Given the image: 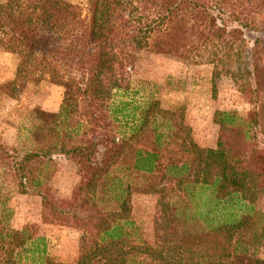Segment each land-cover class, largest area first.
<instances>
[{
	"label": "trees",
	"instance_id": "1",
	"mask_svg": "<svg viewBox=\"0 0 264 264\" xmlns=\"http://www.w3.org/2000/svg\"><path fill=\"white\" fill-rule=\"evenodd\" d=\"M88 14L84 19L83 9L65 0H8L0 6V43L20 57L15 80L0 84V94L14 95L23 80L50 77L63 83L58 65L67 67L70 63L84 77L89 76L84 84L85 99L97 97L101 106L111 111L116 92L128 96L130 70L143 50L225 67V60L243 59L240 48L247 41L245 31L264 32V0H88ZM261 43L256 40L252 50V72L236 67L240 78L246 81L245 76H252L255 80V88L248 80L241 89L250 102L259 105L258 109L247 118L218 113L216 123L221 132L233 136L226 140L220 137L216 149L183 141L182 158L167 165V179L175 181L186 196L188 187L198 189L202 224L194 226L198 231L193 236L192 228L184 225L182 232H173L165 216L164 243L149 245L131 217L127 196L120 198L117 210H105L92 198H80L68 212L53 206L45 187L52 178L54 154L88 164L87 186L93 190L109 173L123 145L116 144V152L101 168H94L88 155L96 144L83 146L76 139L78 132L69 130L60 144L29 150L18 159L2 152L15 161L12 168L22 193L29 189L43 198L46 223L54 225L59 214L66 225L82 228L89 235L82 239L77 264H264L259 255L264 228H256L262 216L252 206L264 194V146L257 142L258 132L264 134V103L259 104L256 98L262 83ZM211 45L220 50L210 52L212 58L206 60L203 49ZM222 48L228 52L221 56L218 52ZM121 104L116 113L123 115L128 104ZM67 112L62 105L59 113L48 116L49 121L56 124ZM39 120L48 122L41 117ZM33 139L40 140L35 134ZM159 162L157 153L139 151L133 169L153 174ZM0 212V264H28V260L32 264H62L49 256L44 236L29 227L12 228L6 208ZM80 212L83 217H77ZM172 218L175 222L182 219L178 211ZM132 237L136 239L129 244Z\"/></svg>",
	"mask_w": 264,
	"mask_h": 264
},
{
	"label": "rangeland",
	"instance_id": "2",
	"mask_svg": "<svg viewBox=\"0 0 264 264\" xmlns=\"http://www.w3.org/2000/svg\"><path fill=\"white\" fill-rule=\"evenodd\" d=\"M7 1L0 0V6ZM65 1L80 6L83 18H88V0ZM244 34L247 41L239 49L243 59L238 62L225 60V67H216L204 61L194 63L185 56L143 50L137 55L130 70L131 89L128 96L124 97L119 91L116 92L111 111L102 107L97 97L85 99L84 84L89 76L84 77L70 63L67 67L58 65L64 84L60 78L57 81H52L50 77L36 78L19 82L14 95L10 92L1 93L0 121L15 125L20 136L19 146L13 147L0 135V210L6 208L5 216L8 217L10 226L17 230L29 227L44 236L48 254L55 262L78 263L82 253V239L89 238V235L82 228L66 225L63 222L65 218L62 219L59 214L56 215L58 221L54 225L46 223L43 217V198L29 189L22 193L20 181L12 168L15 162L13 158L18 159L25 152L41 146L44 148L60 144L69 130L72 134L78 132L76 139L83 146H87L88 142L96 144L88 153L94 168H101L108 157L116 152V144L123 145V148L120 156H115V163L108 169L109 173L98 181L93 190L87 186L90 179L87 175L88 164L83 160V163L78 164L76 160L59 152L54 154L53 161L50 162L52 178L45 187L49 190L47 196L53 206L68 212L80 198H92L105 210H117L120 198L127 196L131 217L139 227L140 237L149 245L164 241L167 221L165 216L169 217L173 232H182L184 225L192 228L191 236L195 235L198 230H193L194 226L202 224L198 214L201 208L198 189L188 187L186 196L175 181L167 179L169 175L166 166L182 158L180 148L183 141L187 145H198L192 133L207 143L215 138L217 145L220 137L226 140L233 136L230 132H221L216 123L218 113H234L247 118L258 109L259 105L250 102L241 89L242 84L248 80L255 88V80L252 76H245V81L236 71L239 66L252 72V50L256 40L262 42L258 56L261 57L259 63L262 83L256 98L260 100L259 104L264 103V32L252 30L245 31ZM218 50L219 47L214 48L212 45L207 50L203 49L206 60L212 58L210 52ZM223 52L228 51L222 48L218 54L222 56ZM19 63L20 57L0 43V84L15 80ZM54 87L60 88L63 105L68 108V112L56 124H51L49 120L52 119L48 117L51 113L42 111L40 104L54 97ZM121 102L128 104L123 115L116 113V108L122 106ZM40 117L48 122H41ZM34 134L37 140L40 139L37 142H34ZM257 142L260 147L264 146V134L258 132ZM246 149L250 151L249 148ZM139 151L159 155L160 162L156 172L144 174L133 169ZM2 152L13 158L9 159ZM80 187L83 188L80 190ZM252 206L253 211H258L262 216L256 228L263 229L264 194ZM164 211L167 212L166 215ZM176 211L182 218L178 222L172 218ZM1 214L0 212V216ZM45 214L49 216V211H45ZM188 214L190 217L184 220ZM83 216L82 212L77 215ZM135 239L132 237L129 244ZM77 247L80 253L75 261H61V256L56 255L64 252L72 256L77 253ZM259 255L264 259V245ZM28 264L32 262L28 260Z\"/></svg>",
	"mask_w": 264,
	"mask_h": 264
},
{
	"label": "crops",
	"instance_id": "3",
	"mask_svg": "<svg viewBox=\"0 0 264 264\" xmlns=\"http://www.w3.org/2000/svg\"><path fill=\"white\" fill-rule=\"evenodd\" d=\"M54 97L52 99L49 100H44L40 106L42 108H40L42 111H46L48 113H59L62 109V105H63V98L61 97V90L58 87H54L52 89ZM135 127V125L133 126V128ZM194 141H196V143L202 147V148H207V149H215L217 146L216 143V139L214 138L212 141L210 142H206L205 140H200V138L195 135L194 133H192ZM0 135L3 137L4 141L9 144L12 145L13 147H18L19 146V140H20V136H19V132L18 129H16V126L11 124V123H7V122H1L0 121ZM33 143V141H32ZM167 167V166H166ZM168 168V167H167ZM52 227V226H51ZM50 227V228H51ZM67 230V229H66ZM63 253V254H62ZM61 254L56 253V255L61 256L60 260L61 261H65V262H70L71 261H75L78 257H79V247H77V253L73 254L72 256H69L68 254H65L64 252H62Z\"/></svg>",
	"mask_w": 264,
	"mask_h": 264
}]
</instances>
